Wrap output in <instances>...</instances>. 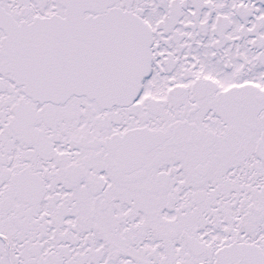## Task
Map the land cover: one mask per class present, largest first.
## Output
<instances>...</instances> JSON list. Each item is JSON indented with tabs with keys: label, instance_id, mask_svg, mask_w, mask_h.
<instances>
[{
	"label": "snow or ice",
	"instance_id": "1",
	"mask_svg": "<svg viewBox=\"0 0 264 264\" xmlns=\"http://www.w3.org/2000/svg\"><path fill=\"white\" fill-rule=\"evenodd\" d=\"M0 264H264V0H0Z\"/></svg>",
	"mask_w": 264,
	"mask_h": 264
}]
</instances>
